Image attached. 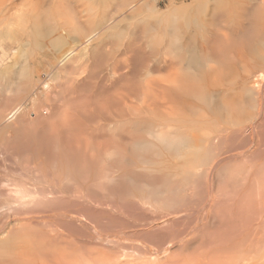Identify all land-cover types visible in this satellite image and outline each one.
Here are the masks:
<instances>
[{
    "label": "bare ground",
    "instance_id": "1",
    "mask_svg": "<svg viewBox=\"0 0 264 264\" xmlns=\"http://www.w3.org/2000/svg\"><path fill=\"white\" fill-rule=\"evenodd\" d=\"M17 1L0 0V26L9 30L12 20L20 25L25 20L26 29L19 28L29 45H37L39 57L48 35L52 38L47 42L58 46L53 50L47 45L46 52L53 54L52 47L55 55L35 58L32 52L33 61L25 56L30 64L0 73H5L0 80L3 92L22 98V104L15 101L21 104L17 108L4 106L12 108L7 121L32 102L26 114L22 112L25 116L14 121L18 125L11 120L0 124L1 130L6 124L16 126L11 136L0 130L7 135L0 142V209H7L0 221V264H264V0L198 2L191 28L187 20L179 22L181 15L157 14L150 5L152 16L134 18L130 31L127 25L119 32H111L121 26L116 8L102 17L94 0H20L23 8L16 10ZM47 13L48 24L52 16L54 24L42 23ZM123 31L129 35L126 41L121 39ZM44 37L41 47L38 41ZM49 55L55 59L47 61L46 68L43 59ZM81 57L89 66L78 65ZM145 115L149 121L152 115L153 124L145 123ZM128 125L136 138L130 162L128 150L120 153L117 148L123 144L118 142L119 147L115 138L124 141ZM109 136L115 138L119 154L113 153L124 155L121 162L115 155L116 164L129 162L135 169L118 175L119 166L110 172L107 168L103 173L109 184L100 183L99 189L90 170L94 142ZM105 150L110 161L104 160L113 163L112 151ZM55 153L60 163L49 160ZM233 157L250 164L228 172L235 163L228 168L221 162ZM122 176L129 185L122 179L120 183ZM117 179L121 188L114 185ZM219 181L225 188L216 191L222 186L217 187ZM72 187L76 190L70 194ZM69 194L87 199L82 204L90 200L104 205L120 218L129 215L132 222L124 229L118 228L122 222L118 229L104 231L99 220H92L90 207L86 212V207L73 205L76 199L69 202ZM197 198L199 209L194 204L192 212L190 204ZM67 200L69 208L77 210L66 211ZM60 201H66V210L55 208ZM54 216L61 217L62 228L93 229L87 241L92 238L96 247H88L84 239L81 244L83 240L71 234L63 237L58 219L47 220ZM190 218L194 220L184 222ZM53 242L59 245L51 248Z\"/></svg>",
    "mask_w": 264,
    "mask_h": 264
},
{
    "label": "rangeland",
    "instance_id": "2",
    "mask_svg": "<svg viewBox=\"0 0 264 264\" xmlns=\"http://www.w3.org/2000/svg\"><path fill=\"white\" fill-rule=\"evenodd\" d=\"M133 1H135V2H133ZM137 1H139V2L137 3ZM146 1H149V3L147 4ZM201 1H204V0H143V2H142V0H94V4H95V6L98 7V8H97L98 10L100 9L99 11H100V14L103 15L102 17L106 16L109 12H110V14H113V13H114V10H113V9L116 8V9H115V10H116L115 13H116V14H119L118 17H120V20L123 21V22H121V21L119 20V18L116 17V19L118 18V20H116V21H120L119 23L121 24V26L119 25L120 28L118 27V30H117V28H111V30H113V29H114V30H113V31L109 30V31H111V32H119V30H126V27L128 28L127 25H129V24L131 25V22H132V24H133V23H134L133 21H135L134 18H135V19H136V18L138 19L139 17L141 18L142 16H143L144 18H149L151 14H150L148 8L150 7V5L156 7V13H157V14H158V13H159V14H162V15H165V14L167 15V14H168V15H167L168 17H171V16H172V17H173V16L176 17V15H177V18H180V16L178 17V15H181V18H180V21H179V22H181V20H182V22H183V20H184V21H185V20L189 21V19H190V21L188 22L189 24L187 23V21L185 22V23H186V26L190 27V25H191V26L193 27V26H194V22L192 21V18L195 17V15H196V8H197V6L200 5L198 2H201ZM131 2H132V3H131ZM141 2H142V3H141ZM135 3H136V4H135ZM140 3H141V5L144 4V3H146V4H144V5H145L144 7H141ZM253 3H254V2H253ZM116 4H117V5H116ZM131 4H133V5H131ZM136 5H137V8H135ZM139 5H140V6H139ZM14 6H15L16 10H20V9L23 8V7H22V4H20V0H18L17 3H16ZM109 6H110V7H109ZM107 7L109 8V10L107 9ZM117 7H118V8H117ZM131 7H132V9H131ZM138 7H140V9L142 8L141 10H143V11H141V10L139 11ZM233 7L235 8L236 6H232V8H230V9H234ZM263 7H264V6H263ZM263 7H262V8H263ZM262 8H261L260 10H264V9H262ZM101 9H102V11H101ZM119 9H120V10H119ZM136 9H138V11H139L140 13H139L138 11H136ZM117 10L120 11L121 13H119ZM122 10H123V11H122ZM129 10L132 11V13H133V12H134V13L137 12L136 15H135V14L132 15V14L130 13L132 16L135 15L134 17L130 16V14H129L130 11H129ZM104 11H105V12H104ZM107 11H108V12H107ZM124 11H125V12H124ZM128 11H129V12H128ZM102 12H103V14H102ZM127 12H128V13H127ZM167 12H168V13H167ZM169 12H170V13H169ZM20 13H21V12H20ZM176 13H177V14H176ZM49 14H50V13H47V14H46V16L48 15L47 18H46V16H45V17L43 16L42 23H46V24H48V17H49V18L51 17ZM110 14H109V15H110ZM121 14H122V15H121ZM123 14L125 15V17H123ZM137 14H139V16H137ZM173 14H174V15H173ZM120 15H121V16H120ZM126 15H127V16H126ZM116 16H117V15H116ZM146 16H147V17H146ZM151 16H152V15H151ZM121 17H123V18H121ZM129 17H130V18H129ZM131 17H132V19H131ZM143 17H142V18H143ZM172 17H171V18H172ZM184 17H185V18H184ZM45 18H46L47 20H46ZM52 18H53V16H52ZM52 18H51V20L49 21V24L52 23V22L54 21V20H53L54 18H53V19H52ZM128 18H129L130 20H129ZM182 18H183V19H182ZM186 18H188V19H186ZM122 19H125V20H122ZM127 19H128V20H127ZM137 19H136V20H137ZM45 20H46L47 22H46ZM52 20H53V21H52ZM131 20H132V21H131ZM14 21H15V20H14ZM14 21L12 20V24H13V25H12V24H9V28L11 27L9 30H8V27L6 28V29L8 30V32H7V30L4 28V26H2V25L0 26V29H2V30H6V31H4V32H3V31H0V32L2 33V35H0V36L2 37V36L4 35L2 38L0 37V43L2 42V43L0 44V49H2V51L0 50V59H1V60H0V70H1L0 73H1V74H2L3 72H5V70H11V69H13V71H18V70H19V66H20L21 64H22V66H21L20 68L24 67L25 65L30 64L29 62L26 61V59L28 58L29 55L32 56V55L35 54L34 56H35V58H36V57L41 53V51H39V50L37 49V47H36L37 45L35 46V45H29V44H28L29 42L26 40L27 38L25 37V36H26V35H25V30H23L22 28H21V29H22V30H21V29L19 28V27H22V26H23V28H25V26H27V25L25 24V22H24L25 20L22 22V23H23L22 25L18 24L17 21H16L15 23H13ZM191 21H192L193 24L191 23ZM260 21H261V20H260ZM20 23H21V21H20ZM54 23H55V21L53 22V24H54ZM185 23L183 22V24H185ZM190 23H191V24H190ZM260 23H263V21L260 22ZM49 24H48V25H49ZM165 24L167 25L168 23H164L163 25H165ZM187 24H188V25H187ZM3 25H4V24H3ZM18 25H19V26H18ZM24 25H25V26H24ZM130 25H129V27H130ZM259 25H261V24H259ZM14 26H15V27H14ZM16 26H17V27H16ZM32 26H33V25H32ZM131 26H132V25H131ZM261 26H262V25H261ZM2 27H3V28H2ZM13 27H14L15 29H14ZM190 28H191V27H190ZM260 28H261V27H260ZM18 29H19V30H18ZM25 29H26V28H25ZM129 29L131 30V27L128 28L126 31H128ZM258 29H259V28H258ZM130 30H129V31H130ZM259 30H260V29H259ZM126 31H125V32L123 31L122 34L124 35V37H123V35H122V37H121V39L124 38V39H123L124 41H126V40H127V37H129L128 32H126ZM5 32H6V33H5ZM4 33H5V34H4ZM19 33H21L22 35H20ZM23 33H24V35H25L24 37H23ZM259 33H260V32H259ZM18 37H20V39H19ZM22 37H23V38H22ZM51 38H52V37H51ZM51 38H50L49 35H48V37H47L46 39L48 40V39H51ZM46 39H45V37H44L43 40L40 39V41H38V42L40 43L41 47H42L43 45H45V44H47L48 47H49V45H51L54 49H53L52 47H50L51 50L48 49V51H49V50L52 51L53 54H52L51 52H50V53H51L52 55H55L53 50H56L55 46L57 47L58 45L53 44L52 41H49V43H48ZM107 39H108V38H107ZM262 39H264V34H263V38H262ZM262 39H261V40H262ZM18 40H19V41H18ZM21 40H22V41H21ZM23 40H24V41H23ZM44 40H46V41H45L46 43L43 42ZM108 40H110V38H109ZM108 40H107V41H108ZM121 41H122V40H121ZM155 41H156V40H155ZM258 41H260L259 38H258ZM263 41H264V40H263ZM18 42H19V43H18ZM21 42H22V43H24V42L26 43V42H27V45L25 46V44H24L23 46H25V47L27 48V46L29 45V49H30V50H28V48L26 49L25 47H23ZM108 42H111L110 44L112 45V40H111V41H108ZM20 43H21V44H20ZM44 43H45V44H44ZM154 43H155V42H154ZM256 43H257V40H256ZM259 43H260V42H258V44H259ZM47 45H46V46H43V47H46V48H43V47H42V48H40V50L44 51V53L48 55V54H50V53L46 52V50H47V48H48ZM18 46H19V47L21 46V48H19ZM2 47L4 48V50L6 49L5 52H4V50H3ZM12 47H13L14 49H12ZM15 47H18L19 50H18L17 48L15 49ZM35 47H36V50H35ZM39 47H40V46H39ZM39 47H38V48H39ZM22 48H23V49H22ZM33 48H34V51H32ZM111 48L115 49L114 46H113V47L110 46V49H111ZM25 49H26V50H25ZM52 49H53V50H52ZM108 49H109V46H108ZM15 50H16V51L18 50L17 53L15 52ZM37 50H38L40 53L37 52ZM25 51H27L28 54L25 53ZM29 51H31V52H29ZM35 51H36V52H35ZM2 52H3V53H2ZM6 52H7L8 54H7ZM14 52H15V53H14ZM32 52H33L34 54H32ZM24 53H25V54H24ZM44 53H42L41 55H45ZM6 54H7V55H6ZM18 54H19L20 56H19ZM26 54H27V55H26ZM51 54H50V55H51ZM5 55H6V56H5ZM21 55H23V56H21ZM41 55H40V57H43V56H41ZM50 55L47 56V58L44 56L45 58L43 59L44 64L46 65V66H45V65H43V66H45L46 68H48V66H49V65H48L49 62L51 63V61H53V60L55 59V58H53V56L51 57ZM17 56H18V57H17ZM25 56H26L27 58H26ZM34 56H32V59H31V60H30V57H29V58H28V61H30V62L33 61V60H34ZM9 57H10V59H9ZM13 57H15L16 60L13 59ZM40 57L38 56V58H40ZM49 57H51V58H49ZM230 57L232 58V59L230 58L231 60H234L233 58H236V57H233V55H232V56L230 55ZM82 58L84 59V61H83ZM4 59H5V60H4ZM18 59H19V60H18ZM22 59H23V60H22ZM46 59H47V60H46ZM77 59L79 60V61L77 60V61H78V62H77L78 65H79V64H80V65L82 64V67H83L84 65H85V67L87 66V63H88V62H85V58H84V57H81V59H80V58H77ZM45 60H46V61H45ZM81 60H82V62H80ZM18 61H19V62H18ZM43 61H42V62H43ZM47 61H48V64H47ZM110 61H111V60H110ZM110 61H109V62H110ZM234 61H235V60H234ZM8 62H9V63H8ZM15 62H17V63H15ZM84 62H85L86 64H85ZM107 62H108V61H107ZM109 62H108V63H109ZM240 62H241V61H239V63H240ZM12 63H13V64H12ZM27 63H28V64H27ZM77 63L74 62V66H78ZM129 63H130V62L128 61L127 64H129ZM237 63H238V62H237ZM3 64H5V66H6V65H7V66H6L5 68H3V66H4ZM8 64H12V65H14V66L10 65V67H9ZM72 64H73V63H72ZM75 64H76V65H75ZM83 64H84V65H83ZM17 65H19V66H17ZM237 65L242 66V62H241L240 64H237ZM88 66H89V63H88ZM128 66H129V65H128ZM240 66H239V67H240ZM14 67L16 68V70H15ZM17 68H18V69H17ZM83 68H84V67H83ZM127 68L129 69V67L126 66V69H127ZM2 69H4V70H2ZM240 69H241V67H240ZM2 71H3V72H2ZM125 71L127 72V70H125ZM1 74H0V75H1ZM4 74H5V73H4ZM4 74H3V75H4ZM3 75H2V77H3ZM43 76H44V75H43ZM0 77H1V76H0ZM2 77L0 78V80L2 79ZM80 77H83V76L81 75ZM0 83H1V81H0ZM0 87L2 88V86H0ZM0 90H1V89H0ZM39 91H40V90H38V92H39ZM7 92H8V91L3 92V88H2V92L0 91V98H2V97L5 98V99L7 98L6 100L3 99V98H2V99L5 100V101H7V103H10V102L12 103V102H14V104H11V103H10V104H7V103L5 104L4 102L2 103L1 101H3V100L0 99V112H1L0 115H2V114L5 113L4 115L6 116V119H4L5 117L0 118V124H1L4 120H5V122H7V124H8L9 121L11 120V121H13V123H14L15 125H18V122H14V121H18V120H20L21 117H24V116H25V115H22V112H25V114H26V111L29 110L28 108H29V107L31 108V105H32L31 103H32V102L29 101V102H27V104H26V103L23 104L22 107L20 108L21 111H22V112L20 113V115H19V114H16L13 118H11V119H9V120L7 121V114L12 110L11 106H12V107L15 106V107L17 108L19 105L22 104V102H21V101H22V100H21L22 98L19 99V98H17V97L15 96L17 99H16V98L14 99V94H12V93L10 94L9 92H8V93L10 94L11 97H12V95H13V98L11 99L10 96H9V98H8V96H7L8 93H7ZM1 94H2L3 96H2ZM40 94H41V93H40ZM4 95H6V96L4 97ZM40 98L42 99V100H40V101L43 102L42 104H44L45 101L43 100L42 97H40ZM8 99H9V100H10V99H11V100L14 99V100L8 102ZM17 100H18V102L21 103V104L18 103V105H17V102H15V101H17ZM29 104H30V105H29ZM46 104H47V103L45 102L44 106H45ZM2 105H3V106H2ZM9 105H11V106H10L11 109H9V107H8V108H7L8 110H7L5 107H7V106H9ZM26 105H27V106H26ZM4 106H5V107H4ZM23 106H24V107H23ZM3 107L6 109V111H8L7 113L4 112L5 109H4ZM3 109H4V111H3ZM25 109H26V111H25ZM2 111H3V113H2ZM19 112H20V111H18V113H19ZM23 114H24V113H23ZM144 114L149 115V114H151V113L149 112V114H148V112H147V113L145 112ZM4 115H2V116H4ZM21 115H22V116H21ZM145 117H146V115H145ZM151 117H152V115L149 116L150 121H149L148 118L146 117L147 120H146L145 123H147V122L149 121V125H150V124H153L152 122H154V121H153L154 119H152ZM11 121H10V123H11ZM95 123H97V122H95ZM3 124H4V122H3ZM7 124H6V125H7ZM147 124H148V123H147ZM147 124H145V127H146ZM6 125H4V126L6 127ZM15 125H13V127H11V129H10V127H9V128L7 127L8 130H7V128L4 127V130L6 129V133H5V131H4L3 129H2V130L0 129V130L3 131L5 134L8 133L7 135L11 136V135H14V126H15ZM93 125L96 126V124H94V123H93ZM149 125H148L147 127H149ZM0 126H1V125H0ZM8 126H9V125H8ZM10 126H11V124H10ZM151 126H152V125H151ZM15 127H16V126H15ZM27 127H28V126H27ZM127 127H128V130H127L126 133H125L126 135H125V140H124V141H120L119 139H117V137H115V138H116V143H117V144H118V142H119V144H121V146H122V144H123V146H124L125 148H127V149H125V148L122 146L123 149H121L122 147L119 146V144H118V146L121 147V148H120V149L117 148V149H118V151H121V150H122L123 153H124V155L126 154V151L128 150V151H127V156L125 155V157H127V158H128V161L130 162V160L133 159V156H132V153H131L132 150H131L130 147H132L131 145H132L133 143L136 142V140H135L136 138H135V134H132V132H130L131 130H129V129H130L129 125H128ZM0 128H1V127H0ZM12 128H13V129H12ZM28 128H30V126H29ZM31 128H32V126H31ZM128 131H129V133H128ZM3 132H2V135H1V132H0V139H1L0 142L2 141V139H4L3 137L7 136V135L3 134ZM12 132H13V134H11ZM112 132H113V131H111L110 133H112ZM10 134H11V135H10ZM4 135H5V136H4ZM137 135H138V134H137ZM137 135H136V136H137ZM144 135H145V136H144ZM144 135H143V137H142V136H139V135H138L137 137H141L142 139H146V138H147V135H146V134H144ZM108 138H110V136L107 137L106 139H105V138H104V139H102V138L99 139V138H98L99 140L96 139L95 142H94V140H93L94 145H95L93 151H94V154H95V155H93V154H92V155H93V157L95 158V160H94V158H93L94 162H95V163L97 162V164H96V166H94L95 163H93V164H94V165H93V168H90V170H91V172H92L93 169H94V171H93L92 174H91V177L93 178L92 183H93L94 187H95V185L98 186L100 183H102V184L104 183V184H105L106 182H108V180L105 178V174H107L106 172H107L108 170H109L108 172H110L111 169H112V170H114V169L117 170L120 166L117 165V164H119V163L116 164V162H121V159H122V157L124 156V155H122V154H120L119 156L116 155L118 152H116L117 150L115 151V148L117 147V146H116V147L114 146L115 138H114L113 136H111L110 140H109ZM113 138H114V139H113ZM141 138H140V139H141ZM148 138H149V136H148ZM238 139H239V141H240V137H239ZM100 140H101V141H100ZM106 141H108L107 144H106ZM124 142H125V143H124ZM111 143H112V144H111ZM235 143H237V142H235ZM125 144H126V145H125ZM115 145H116V144H115ZM110 146H111V147H110ZM99 147H100L101 149H100ZM97 148H98V149H97ZM102 148H103V150H102ZM108 148H110V149H108ZM113 148H114V149H113ZM99 149L102 150V152H100ZM105 149H106V150H105ZM107 149L109 150V152L112 151L111 149H113L112 153L110 152V154H113V156H114L113 158L111 157V159H113V163H111L112 160H111V162H108V161H110V157L104 155V150L108 152ZM130 150H131V151H130ZM93 151H91V152H93ZM95 151H97V152H95ZM114 151H115L116 154L113 153ZM122 151H121L120 153H122ZM98 152H99V153H98ZM109 152H108V153H109ZM128 152H130V154H131L132 157H131V156L128 157V155H130ZM100 153H101V154H100ZM105 153H106V152H105ZM263 153H264V152H263ZM25 154H26V153H25ZM118 154H119V153H118ZM52 155H53V154H52ZM52 155H51V156H52ZM55 155H56V153H55ZM106 155H107V153H106ZM108 155H109V154H108ZM115 155L117 156V157H116L117 159H118V157H119V161L116 160ZM0 156H2V155H1V151H0ZM56 156H57V157H55V158H54V156L51 157V159H49V160L52 162V160H54V159H56L57 161L59 160V158H60V160L62 159L61 156H60V157H59V155H56ZM104 156H105L106 158H104ZM121 156H122V157H121ZM262 156H263V154H262ZM25 157H27V156H25ZM43 157L45 158L46 156H43ZM97 157H98V158H97ZM101 157H102V158H101ZM130 157H131V158H130ZM263 157H264V156H263ZM96 158H97L98 160H97ZM107 158H108V159H107ZM260 158H261V157H260ZM25 159H26V158H25ZM100 159H101V160H100ZM104 159H105V160L107 159L108 161H105ZM129 159H130V160H129ZM225 159H226V158H225ZM225 159L221 162V164H224V165L227 164L228 166L226 165V167H228V168H229V166H230L229 164H230L232 161L235 163V164H234V163L232 162V166L235 165V168H234V167H233L234 169H233V168H229L228 172H230V171H232V170H235L236 168H237V169H238V168H239V169H242L243 167H246L247 164H250L249 162L246 163L245 161H249V160H245L244 158H243V160H242V158H239V157H233L232 159H230V161H229V159H228V160H227V159L225 160ZM237 159H238V161H237ZM239 159H241L242 161L239 160ZM60 160H59V163H60ZM115 160H116V162H115ZM234 160H235V161H234ZM256 160H257V158H256ZM7 161L11 163V161H9V160H7ZM7 161H6V162H7ZM50 161H49V162H50ZM99 161H100V162H99ZM92 162H93V161H92ZM102 162H105V163L103 164ZM114 162H115V164H114ZM129 162H128V164H129ZM237 162H238L239 164H238ZM243 162H244V163H243ZM56 163H57V162H56ZM106 163H107V165H108V163H109V165H108L109 167H107ZM225 163H226V164H225ZM240 163H241V166H239ZM122 164H123V163H122ZM122 164L120 163V165H122ZM128 164H126V165L123 164L122 167H120V168L118 169L119 171H116V173L119 175V173L127 172V171H129V169H130V170H131L132 168L135 169V167H134V166L132 167V165H130V164H129V166L127 167ZM233 164H234V165H233ZM99 165H100V167H99ZM103 165H104V166H103ZM114 165H116V166H114ZM243 165H245V166H243ZM117 166H119V167H117ZM124 166H125L126 168H128V170L125 169ZM96 167H97V168H96ZM116 167H117V168H116ZM129 167H130V168H129ZM226 167H224V168H223V167L220 168V169H221L220 171H222V170L225 169ZM107 168H108V170H107ZM109 168H110V169H109ZM123 169H124V170H123ZM165 169H166V168H165ZM230 169H231V170H230ZM97 170H98V171H97ZM100 170H101V171H100ZM106 170H107V171H106ZM104 171H105V172H104ZM103 172H104L105 174H104ZM93 173H94V174H93ZM116 173H115V174H116ZM115 174H114V175H115ZM103 175H104V177H103ZM163 175H165V173H163ZM92 178H91V179H92ZM104 178H105V180H102V179H104ZM119 179H120V180H121V179L124 180L125 183L128 184V182L123 178V176H122V178H119ZM119 179H117L118 181L115 182L114 185L116 184V186H118L121 182H122V183L124 182V181L121 180L120 183H118V182H119ZM160 180H161V181H160ZM201 180H204V179H201ZM93 181H94V182H93ZM114 181H116V180H114ZM159 181H160V183H161V182H162V183L164 182V180H162V178H160ZM219 182H220V181H219ZM110 183H111V182H110ZM122 183H121V184H122ZM221 183H223V181L220 182V183H218V185L216 184L217 187H219L220 185H222V186H220V188H216V189H217L216 191H218V189H219V191H221L223 188H225V186H223L224 184H221ZM104 184H103V185H104ZM108 184H109V183H107V184H105V185H108ZM112 184H113V183H112ZM127 184H123V186H124V185L126 186ZM204 184H205V183L201 181L200 186H199V188H198L200 192H202V191L204 190V189H202V188H204V186H205ZM219 184H220V185H219ZM110 185H111V184H110ZM114 185H113V186L111 185V186L114 187ZM128 185H129V184H128ZM202 185H204V186L202 187ZM100 186H101V184H100ZM116 186H115L114 188H116ZM101 187H102V186H101ZM118 187H120V185H119ZM95 188H97V187H95ZM98 188H99V186H98ZM120 188H121V187H120ZM71 189H72V191H71L70 194H72V192L75 193L74 190H76V189H74L73 187H72ZM78 189H80V191H81V187H79ZM99 189H100V188H99ZM99 189H98V190H99ZM116 189H117V188H116ZM82 190H83V191H81L82 193H83L84 191L86 192V190H84V189H82ZM80 191H79V192H80ZM77 193H78V192H77ZM70 194H69V197H70ZM98 194H99V192H98V193H94L95 196H97ZM67 196H68V195H67ZM95 196H94V197H95ZM69 197H67L66 199H68ZM100 197H101V196H100ZM70 198H71V199H70ZM70 198H69V202H72V201H70V200H72L73 198L76 199L75 201H73L74 203L72 202L73 205H74L75 203H76V204H79V207H81V209L83 208L82 206H84V208L86 207V210H84V211H86V212H87V207H90V208H88V210L90 209L91 212H90V211H88V212H90V213L94 216V218H93V216L91 215V216H92V220H93V221L95 220L94 222H96V220H97V221L99 220L97 224H99V225L101 224L100 226H101V227H104V229H105L104 231H106V229H107V231H109V230H108L109 227L112 229L113 227H115L116 225H118V224H120V223H122V222H123V226H122V224H121V225H118V228L120 227V229H124V228H127V227L129 226V224L132 222V221H131L132 219H130L131 217H130L129 215H125L126 217L123 216L122 218H120L118 214L113 213V212H112L111 210H109L107 207H106V208H107V209H106L104 205H102V206H104V208H105L106 210H105L100 204H99V205H98V204H95V203H94L95 201L90 202V200H89V201H86L85 204H82V203H84L83 200L85 201V200H87V199H84V198H83V200H82V199L80 200L79 198H81V196L76 197V195H75V196H74V195H73V196L71 195ZM77 198H78V199H77ZM95 198H96V197H95ZM66 199H65V200H66ZM96 199H99V197L97 196ZM100 199H101V200H102V199L105 200V199L102 198V197H101ZM79 200H80V202L77 203L76 201H79ZM197 200H199V202H200V199H199V198H197L196 200H194L196 203L193 202V204H190V209L192 208V209L195 210V207H196V210L199 209V208H198V207H199V202H198ZM61 202H62V203H61ZM65 202H66V201H64V203H63V201L58 202L60 205H61V204L64 205V206H62V207H60L59 204H58L59 206H57V204H56V205H54L53 207L57 206V207H55V208H58V207H59V210H60V208L63 209V208L65 207V205H66ZM69 202H68V200H67L66 203H67V208H68L70 211H69V210H66V209H67L66 207H65V209H63V210H66V211H68V212H71V211H75V210H77V209H76V208H77L76 206H75V208H74V206H73L74 209L71 210V209H72V205H70L71 203H69ZM197 202H198V204H197ZM68 203H69V204H68ZM80 203H81V204H80ZM86 203H88V204H86ZM91 203H92V204H91ZM76 204H75V205H76ZM194 204L196 205L195 207H194ZM69 205H70L71 209L69 208ZM85 205H86V206H85ZM87 205H88V206H87ZM91 205H92V206H91ZM77 206H78V205H77ZM79 207H78V210H81V209H79ZM91 207H92V208H91ZM93 208H94V209H93ZM98 208H102V209H99V210H98ZM52 209H53V208H52ZM52 209H51V210H52ZM62 209H61L60 211H63ZM192 209H191V210H192ZM6 210H7V209H0V218H1V216H2V213H3V212L5 213ZM56 210L58 211V209H55V211H56ZM92 210H93V211H92ZM103 210H104V211H103ZM60 211H58V212H60ZM66 211H64L63 213H66ZM95 211H96V213H95ZM105 211H107V212H109V213H107V212H105ZM192 212H193V210H192ZM4 213H3V216H4ZM61 214H62V212H61ZM115 214H116V215H115ZM114 215H115V216H114ZM110 216H111V217H110ZM116 216H117V217H116ZM127 216L130 217V218H128ZM58 217L61 218L60 216H58ZM58 217H57V216H54L55 219H51V218L49 219V218H48L47 220H49V221H48L49 223H52V222L56 223L57 221L55 222V220L58 219V223L60 222V224H61L62 221H60ZM95 217H96V218H95ZM113 217H114V218H113ZM118 217H119V218H118ZM189 217H190V216H189ZM2 218H3V220H4V217H2ZM2 218H1L0 221H2ZM52 218H53V217H52ZM123 218H124V219H123ZM127 218H128V219H127ZM118 219H119V220H118ZM120 219H121V220H120ZM126 219H127L128 221H127ZM191 219L194 220V218H190V220L188 219L189 221H185V220H186V219H185L184 222H185V223H186V222H191ZM52 220H53V221H52ZM129 220H130V221H129ZM193 220H192V221H193ZM92 223H93V222H92ZM94 225H95V227H96V223H95ZM94 225L92 224V226H94ZM124 225H125V226H124ZM60 226H61V228H62V227H64V224H61ZM107 227H108V228H107ZM123 227H124V228H123ZM61 228H60V230H61ZM78 228H80V227H77V229H75L74 227H73V228H71V227L67 228V227H66V229H65V228H62L61 233L63 232L62 234H65V235H66V236L63 235V237H69V236H67V235H70V234H71V235H70V236H71L70 238H72V239L74 238V236H75L74 239H77L76 237H78V238H79V239H77L78 241H81L80 239H82V240L84 239V240L87 241V238H88V237H89V239H90V237L94 235V231H93V229H92V231H91L90 228H89L90 230H89V229H85V228H84V229H83V228H82V229H78ZM92 228H94V227H92ZM98 228H99V227H98ZM110 228H109V229H110ZM118 228H117V226H116V228H113V229H118ZM64 230H65V231H64ZM67 230H68V231H67ZM71 230L73 231V233H72ZM74 230H75V231H74ZM78 230H79V231H78ZM98 230H99V229H98ZM84 231H85V232H84ZM74 233H75V234H74ZM76 233H77V234H76ZM92 233H93V235H90V234H92ZM80 234H81V236H79ZM85 235H86V236H85ZM89 239H88V241H87L88 244H89ZM84 240H83L82 243H81V242H80V243H81V244H83V243L85 244V241H84ZM91 241H92L93 243H92ZM94 241H95V240H92V238H91V240H90V244H89L90 246L87 244V242H86V245H87L88 247H90V248H92V247L94 248V247H96ZM47 243H48V242H47ZM55 244H56V245H59L58 243H55ZM55 244H54V242H53V244L51 243L50 246L53 245V247H54ZM93 244H94L95 246H94ZM91 245H93V246H91ZM48 246H49V243H48ZM53 247L51 246V248H53Z\"/></svg>",
    "mask_w": 264,
    "mask_h": 264
}]
</instances>
